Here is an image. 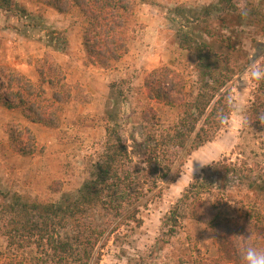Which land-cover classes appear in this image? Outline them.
Here are the masks:
<instances>
[{
	"label": "rangeland",
	"instance_id": "1",
	"mask_svg": "<svg viewBox=\"0 0 264 264\" xmlns=\"http://www.w3.org/2000/svg\"><path fill=\"white\" fill-rule=\"evenodd\" d=\"M246 1L239 2L244 5ZM16 2V10H0V67L12 68L37 85L40 70L57 64L72 97L62 105L56 129L31 123L21 110L0 105V206L15 192L40 201L62 203L75 199L88 176L87 168L102 152L105 126L114 115L138 162L144 152V108L152 106L154 118L149 126L160 130L174 124L180 114L178 106L148 101L145 77L164 66L178 71L185 98H191L199 84L195 55L178 46L180 29L172 9L181 6L186 11L199 12L203 6L211 5V30L223 39L229 38L236 51L235 55L227 54L237 72L228 83L233 110L223 128L211 141L190 153L189 146L182 149L168 177L158 180L137 207L132 206L139 209L135 213L142 219L139 226L130 217L134 214L130 213L131 207L120 216L96 207L82 220L103 232L91 264H135L140 260L147 264H211L210 260L218 256L211 226L193 218L187 208L180 211L179 226L170 233L165 216L192 179L209 165L193 161L192 168L190 160L194 155L200 154L212 163L224 159L238 162L242 157L255 159L251 153L258 150L252 141L254 129L245 123L254 87L248 66L264 58V28L248 23L245 16L222 11L220 0H135L128 51L104 69L86 61L82 44L86 21L81 15L59 13L40 0ZM253 2L264 13V0ZM188 19L190 30L196 32L195 24ZM44 88L49 96L51 90ZM174 97L179 102L181 96ZM220 176L218 172L212 188L200 191L206 203L198 208L199 216L206 220V214L216 210L212 204L220 206L219 212L238 230L241 248L251 245L264 249V193L254 189L248 179L241 184H224ZM70 232L69 227L61 231L63 235ZM8 254L6 239L0 234V264H9Z\"/></svg>",
	"mask_w": 264,
	"mask_h": 264
},
{
	"label": "trees",
	"instance_id": "2",
	"mask_svg": "<svg viewBox=\"0 0 264 264\" xmlns=\"http://www.w3.org/2000/svg\"><path fill=\"white\" fill-rule=\"evenodd\" d=\"M40 1L59 13L77 12L85 19L82 44L88 63L107 69L128 51L135 0ZM239 1L220 0V7L222 11L245 16L248 23L264 28V13L255 2L247 0L241 5ZM16 8V0H0V10L11 12ZM172 12L180 29L179 48L195 55L199 84L193 96L185 98L181 74L164 66L145 77L144 88L149 102L178 106L180 114L177 121L162 130L154 128L149 126L154 110L150 104L144 108L141 114L144 152L137 162L120 133L115 120L117 115H114L112 122L105 126L102 152L98 160L87 168L88 176L75 199L62 203L40 201L17 192L5 198L0 206V234L6 239L9 264H91L103 232L92 224L83 223L89 211L101 207L120 216L127 207H137L147 196L146 192L155 188L158 180L168 177L182 149L189 146L190 153L191 149L211 141L223 128L233 110L228 83L236 74L237 67L227 54L233 55L235 46L229 38L223 39L211 30V5L203 6L199 12L175 6ZM188 18L195 24L196 32L190 30ZM39 74L40 82L35 85L24 74L1 66L0 105L8 110H21L31 123L56 129L60 125L62 105L72 97L71 90L59 65L48 64L46 70H40ZM253 83L245 123L254 129L255 140H252L253 136L249 139L258 149L251 150L255 159L242 157L238 162L224 159L205 166L165 216L164 223L170 233L179 226L180 211L187 208H190L193 218L211 226L213 242L218 250V256L210 260L211 264H243L239 255L243 247L238 243V230L217 209L220 206L212 204L216 210L206 214V220L199 216L198 208L206 203L199 195L200 191L212 188L214 177L221 172L224 184H241L248 179L254 189L264 193V81ZM44 86L51 90L49 96ZM174 94L181 96L179 102ZM27 133L33 138L29 131ZM242 139L247 137L244 135ZM133 210L130 217L139 226L142 219L135 215L139 209ZM68 227L71 232L63 235L61 231ZM135 264L147 263L140 260Z\"/></svg>",
	"mask_w": 264,
	"mask_h": 264
},
{
	"label": "clouds",
	"instance_id": "3",
	"mask_svg": "<svg viewBox=\"0 0 264 264\" xmlns=\"http://www.w3.org/2000/svg\"><path fill=\"white\" fill-rule=\"evenodd\" d=\"M242 14L246 15V11L242 10ZM259 60V58H258ZM248 77L250 80L260 82L264 81V60L252 61L248 66ZM193 161H198L200 165L211 164L212 161L200 154L194 155L190 164L193 168ZM240 259L243 264H264V249L251 245H246L240 250Z\"/></svg>",
	"mask_w": 264,
	"mask_h": 264
}]
</instances>
